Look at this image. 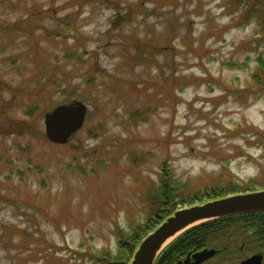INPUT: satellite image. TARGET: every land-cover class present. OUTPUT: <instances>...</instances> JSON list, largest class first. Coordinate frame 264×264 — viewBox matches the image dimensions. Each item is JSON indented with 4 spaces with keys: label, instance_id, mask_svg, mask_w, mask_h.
<instances>
[{
    "label": "rangeland",
    "instance_id": "rangeland-1",
    "mask_svg": "<svg viewBox=\"0 0 264 264\" xmlns=\"http://www.w3.org/2000/svg\"><path fill=\"white\" fill-rule=\"evenodd\" d=\"M240 15L233 0H0V264L114 256L163 163L184 206L264 188V31ZM75 100L82 127L50 142L44 114ZM253 230L241 255L264 249Z\"/></svg>",
    "mask_w": 264,
    "mask_h": 264
},
{
    "label": "trees",
    "instance_id": "trees-1",
    "mask_svg": "<svg viewBox=\"0 0 264 264\" xmlns=\"http://www.w3.org/2000/svg\"><path fill=\"white\" fill-rule=\"evenodd\" d=\"M237 7H240L241 15L239 20L245 22L249 17H254L257 27L264 31V0H233ZM232 10V7L230 8ZM264 60V59H263ZM259 69L264 70V61H260ZM164 164V163H163ZM161 165L160 177L157 186L149 187L143 192L142 199L150 204L147 219L144 222H132L128 230H119L117 233V252L114 256L99 254L93 261L98 264H129L132 255L141 241V237L154 229L162 220L174 210L190 200L182 197L179 193L178 182L168 166ZM177 185V186H176ZM247 189L223 190L211 193V197L200 199L203 202L208 199L224 196L229 192L244 191ZM196 201V200H195ZM197 202V201H196ZM191 203V202H190ZM190 203H186L190 205ZM193 204V203H191ZM253 226L254 236L264 246V212L236 215L214 219L198 224L184 231L168 244L158 256L155 264H172L179 258L184 257L188 252L205 246L225 245L226 247H237L241 240L247 241L249 236L243 233ZM140 239V240H138ZM100 264V263H99Z\"/></svg>",
    "mask_w": 264,
    "mask_h": 264
},
{
    "label": "water",
    "instance_id": "water-1",
    "mask_svg": "<svg viewBox=\"0 0 264 264\" xmlns=\"http://www.w3.org/2000/svg\"><path fill=\"white\" fill-rule=\"evenodd\" d=\"M87 105L75 100L60 104L44 114L46 138L65 144L83 125ZM264 212V188L239 192L176 209L138 244L129 264H154L161 251L177 236L198 224L229 216ZM215 248H203L188 253L172 264H199L217 253ZM261 254H253L239 264H261Z\"/></svg>",
    "mask_w": 264,
    "mask_h": 264
},
{
    "label": "flooded vegetation",
    "instance_id": "flooded-vegetation-1",
    "mask_svg": "<svg viewBox=\"0 0 264 264\" xmlns=\"http://www.w3.org/2000/svg\"><path fill=\"white\" fill-rule=\"evenodd\" d=\"M245 241L241 240V243L239 245V248L237 247H224V249L220 252H218L217 254L207 258L206 260H204L203 262H201L200 264H205L207 263L208 261H215L216 258H219V257H223V259H228L231 261L230 264H238L241 260L249 257L250 255L252 254H255V253H258V254H261L262 255V258H261V263L264 264V249H259V250H256V252H252V253H249V254H245V255H241L242 250H244L245 248ZM229 262V261H227Z\"/></svg>",
    "mask_w": 264,
    "mask_h": 264
}]
</instances>
